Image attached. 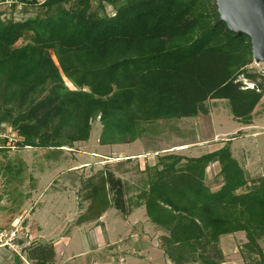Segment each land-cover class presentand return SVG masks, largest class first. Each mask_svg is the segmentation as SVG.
Wrapping results in <instances>:
<instances>
[{
  "label": "trees",
  "instance_id": "16d2710c",
  "mask_svg": "<svg viewBox=\"0 0 264 264\" xmlns=\"http://www.w3.org/2000/svg\"><path fill=\"white\" fill-rule=\"evenodd\" d=\"M8 1L9 16L0 12V129L13 131L16 148L73 149L95 120L100 145L132 143L153 132L145 125L207 115L211 99L226 100L238 123L253 122L264 72L252 66L250 38L217 21L214 0L0 3ZM231 138L197 156L155 150L157 161L139 167L146 182L129 195L120 174L135 157H102L100 169L80 176L76 193L88 204L75 221L97 220L108 209L125 217L143 206L164 232L159 248L173 264H221L220 236L239 231L244 264H264V174H248ZM0 141V153L10 149ZM210 165L221 181L214 189ZM26 255L53 264L49 243Z\"/></svg>",
  "mask_w": 264,
  "mask_h": 264
},
{
  "label": "rangeland",
  "instance_id": "374dc122",
  "mask_svg": "<svg viewBox=\"0 0 264 264\" xmlns=\"http://www.w3.org/2000/svg\"><path fill=\"white\" fill-rule=\"evenodd\" d=\"M8 5L9 1L0 3V12H3L5 17L11 13ZM106 10L109 12L110 8H106ZM12 16L19 18L17 12H13ZM253 63L252 66L264 72V62ZM241 82L242 84L245 83L247 87L252 86L246 80ZM205 106L208 109L207 115L199 114L193 118L160 120L145 125V127L150 126L153 132L147 130L140 139L119 145H100L98 143L97 138L101 126L96 120L91 124L87 141L76 142L73 149L64 148L62 151L16 148L13 146L15 141L13 131L7 127L4 128L0 132V139L6 138L4 146H10V149L0 153V226L8 227L10 221H13L18 229V232H15L18 238H22V236L27 238L29 236L28 226L20 227V224L22 225L23 221L27 220L31 227L29 237L39 234L42 239L49 240L52 238L53 241H57L62 233H68V222L73 219L72 222H74L77 216L81 214L77 215V212L81 210L78 208V204L81 206L86 204L76 193L80 188L79 179L80 176H89L102 167L103 160L102 162L100 160L103 156L100 154L107 157L112 155L135 157L132 162L126 165L128 169L130 168V172L120 174L121 178L127 181L126 184L129 188L126 186V189L129 195L133 192L131 186H141L146 182L145 174L139 171V167L145 161L147 164L157 161L155 150L160 153L172 149V152L197 156L216 148L219 145L218 140L230 139L233 134L239 131L235 137L231 138L232 155L238 159L251 177L264 174V95L254 110L252 124L248 126L242 125L232 118L226 100H207ZM184 142L200 143L192 146L189 144L187 148H183ZM123 152L124 154H122ZM95 153L97 154L94 155ZM83 164L87 167L81 169L80 166ZM109 164L114 165V163ZM216 171V165H210L206 170L207 184L212 189L221 183L220 177L213 178ZM144 211L143 206L135 210L130 216V221L141 220ZM24 213H26L25 216ZM115 214L119 215L113 209L103 214L105 227H101V229L105 232L101 236H110L111 241L117 242V231L122 233L125 231V234L121 236L125 237L132 233L133 227L128 224V229L115 230L116 225L110 224L111 220L115 219ZM23 216L26 219L22 218ZM117 220L120 221V219ZM11 227L13 228V225ZM157 227L162 231L159 226ZM147 228L140 222L134 227L135 232L140 236L139 238L143 237V241H139L141 245L139 254L143 257L130 252L133 247L131 245H129L128 251L123 252V254L115 251L110 256L116 259L123 257L126 262L131 258L145 260L147 255L143 248L148 247L150 243L152 245L158 242L156 237L153 239L150 237L151 227L150 229ZM91 229L94 230L95 228L86 227L84 230L89 232ZM142 229L144 233L141 231ZM9 231L10 229L0 228L1 235H7ZM69 231L74 232L75 228ZM259 244L264 249V239L259 240ZM135 247L134 245V250H136ZM234 256L237 257L238 255Z\"/></svg>",
  "mask_w": 264,
  "mask_h": 264
},
{
  "label": "crops",
  "instance_id": "0c3cea01",
  "mask_svg": "<svg viewBox=\"0 0 264 264\" xmlns=\"http://www.w3.org/2000/svg\"><path fill=\"white\" fill-rule=\"evenodd\" d=\"M204 142V141H203ZM185 143V142H184ZM200 142H186L185 144H182L183 147L185 145H193L198 144ZM97 153H95L96 155ZM124 154V152L122 153ZM103 157H106L110 162H113L114 158H108L104 154H100ZM127 155H123L120 157H126ZM217 173V171H216ZM215 173V174H216ZM214 174V177H215ZM213 177V178H214ZM82 202L85 204V206H81L78 204V208L81 209L79 212H77V215L79 213H82L84 211V208L87 206L88 201L82 200ZM142 208V206H140ZM137 207L132 210V212L122 217L121 215L115 214V219L111 220L110 224L116 225L115 230L117 229H128V224L133 227L132 233L126 235L125 237H121L125 234V231L122 233L120 231H117L118 239L116 241H111L110 236L104 237L101 234L104 232L102 231L101 227H105L104 224V216L103 214L107 212H103L101 216L94 221H83V222H72L73 220H70L68 222V233H62L60 237H58L57 241H53V239H42L41 235H35L34 237H29L31 230L30 225L27 220L23 221L22 225L20 224L21 228H25L28 226V237L25 238V236H22V238H18L16 235L15 238L12 239L13 243H16L18 246L19 252H16L15 250L11 249L8 246H0V264H33L30 259H28L26 253L28 248L31 246L32 248L34 246L39 245L40 243H49L53 247L54 255H53V264H125L126 259L123 257H119V259H116L115 257L110 256L112 253L114 254L115 251L123 252L128 251L129 245L136 246V250L132 247L130 249V252H132L134 255L142 256L139 254V249L141 248V245L139 244V241H143V237L139 238L136 230L134 229L135 225L137 223H142L143 226L148 227L147 229H150L151 238H155L158 240V236L163 234V231H160L158 227L153 224L152 222L148 221L146 213L144 211V214L142 215L141 220H138L136 222L130 221V216L132 213L137 210ZM114 210V209H113ZM115 211V210H114ZM116 212V211H115ZM117 213V212H116ZM26 213H24L25 216ZM118 214V213H117ZM24 216L22 218H24ZM106 218V217H105ZM26 219V218H24ZM117 219H120L117 220ZM70 223V224H69ZM100 223L102 224L100 226ZM109 224V225H110ZM14 227V222L10 221V225L8 227H2L3 229H10L12 230V226ZM75 226V227H73ZM86 227L95 228L94 230L91 229V231L88 232V230H84ZM17 228V227H16ZM38 228H40L38 226ZM72 228H75V231H69ZM144 233V230H141ZM94 232V233H93ZM111 232V231H110ZM97 233L99 234L97 236ZM120 236V237H119ZM246 241L245 235L243 232H234L231 234L222 235L219 238V246L221 248L222 254H223V261L221 264H244L241 254L239 253V247L240 244L244 243ZM29 246V247H28ZM145 254L147 255V258L144 259H135L131 258L129 261L126 262V264H173L163 253V251L159 248V240L157 243H151L148 247L143 248ZM234 255H238L235 257ZM143 257V256H142ZM241 261V262H240Z\"/></svg>",
  "mask_w": 264,
  "mask_h": 264
},
{
  "label": "water",
  "instance_id": "95a60500",
  "mask_svg": "<svg viewBox=\"0 0 264 264\" xmlns=\"http://www.w3.org/2000/svg\"><path fill=\"white\" fill-rule=\"evenodd\" d=\"M230 32L250 38L253 61L264 62V0H214Z\"/></svg>",
  "mask_w": 264,
  "mask_h": 264
},
{
  "label": "built area",
  "instance_id": "2783aa9c",
  "mask_svg": "<svg viewBox=\"0 0 264 264\" xmlns=\"http://www.w3.org/2000/svg\"><path fill=\"white\" fill-rule=\"evenodd\" d=\"M0 132H2L1 129H0ZM14 140H15V138H14ZM15 232L17 233L18 232V229L14 225V227L12 228V230H10L7 233V235L6 234H2V235L0 234V246H9L11 249H13V250H15L17 252L18 246L16 245V243H13L12 242V239L16 237V233ZM0 233H2V232H0Z\"/></svg>",
  "mask_w": 264,
  "mask_h": 264
}]
</instances>
